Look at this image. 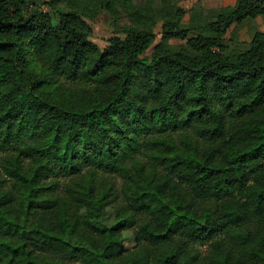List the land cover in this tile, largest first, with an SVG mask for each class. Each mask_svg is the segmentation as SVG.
<instances>
[{
    "label": "trees",
    "instance_id": "trees-1",
    "mask_svg": "<svg viewBox=\"0 0 264 264\" xmlns=\"http://www.w3.org/2000/svg\"><path fill=\"white\" fill-rule=\"evenodd\" d=\"M261 16L0 0V264H264V30L224 39Z\"/></svg>",
    "mask_w": 264,
    "mask_h": 264
},
{
    "label": "rangeland",
    "instance_id": "rangeland-1",
    "mask_svg": "<svg viewBox=\"0 0 264 264\" xmlns=\"http://www.w3.org/2000/svg\"><path fill=\"white\" fill-rule=\"evenodd\" d=\"M138 4H144L145 0H135ZM178 5L191 10L192 8L198 7L205 10L208 9H223L229 5H233L235 0H177ZM129 19L124 15L119 19V23H129ZM93 29V35L91 39L97 43L101 48H104L108 39L115 34V22L109 13L102 12L94 21H89ZM254 29L264 30V17H258L254 20H246L241 24H233L225 35V47L226 51H235L244 49L249 45L251 40V34ZM159 31V28H157ZM160 40V36L157 38L154 45L144 54L145 57H150L153 48L156 43ZM174 43H185V41L174 39ZM115 209L109 208L108 215L112 223H114ZM126 248L134 247V231L128 230L124 233Z\"/></svg>",
    "mask_w": 264,
    "mask_h": 264
}]
</instances>
